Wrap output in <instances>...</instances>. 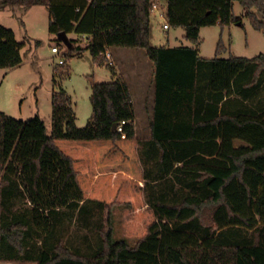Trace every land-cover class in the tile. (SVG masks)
<instances>
[{"label":"trees","instance_id":"trees-1","mask_svg":"<svg viewBox=\"0 0 264 264\" xmlns=\"http://www.w3.org/2000/svg\"><path fill=\"white\" fill-rule=\"evenodd\" d=\"M236 2L264 33V0H166L167 21L198 45L203 27L238 21ZM152 3L0 0L45 6L49 32L60 40L61 32L87 37L95 63L105 64L111 47L146 50L155 84L147 140L137 137L132 92L120 77L91 83L83 128L64 89L52 95L51 131L39 115L23 121L0 112V260L264 264V53L221 58L223 40L212 59L196 47L154 46ZM23 47L0 24V68L20 66ZM20 201L25 208H16ZM118 205L134 245L114 238ZM70 214L93 229L95 247L64 241Z\"/></svg>","mask_w":264,"mask_h":264},{"label":"rangeland","instance_id":"rangeland-1","mask_svg":"<svg viewBox=\"0 0 264 264\" xmlns=\"http://www.w3.org/2000/svg\"><path fill=\"white\" fill-rule=\"evenodd\" d=\"M166 4V0H160ZM234 15L238 21L224 27L220 25L203 27L198 45H193L184 38L182 27L163 29L164 21L153 17L152 45L191 46L199 50L202 58L212 59L217 55V47L223 40L226 51L219 57L228 58L231 55L254 58L264 53V33L256 30L251 20L246 16L244 7L236 2ZM50 16L45 6H0V24L12 29L18 41L23 42V62L14 68H0V112L17 119L27 121L40 116L51 131L52 95L54 91L64 89L71 96L76 113V125L83 128L87 125L91 114V83L113 82L116 77L107 64L95 63L87 50L89 39L76 33L68 34L72 44L60 40L49 32ZM37 42L40 45L37 46ZM58 46L59 54L52 52V47ZM121 65L127 73L141 80L133 85L136 99V114L139 116L137 137L147 140L151 136L149 106L144 111V103H152L153 63L144 49H132ZM130 59L133 62H130ZM64 63L61 64L60 61ZM118 75V74H117ZM143 80V81H142ZM149 103V102H148ZM147 103V104H148ZM242 144L237 142V145ZM25 202H18L16 208H25ZM124 205L114 209V238L128 239L134 245L136 238H127L123 226ZM62 227V226H61ZM62 237L72 247L89 250V244L96 246V234L93 229L83 226L77 219V214H70L63 222ZM0 264H37L35 262L12 261Z\"/></svg>","mask_w":264,"mask_h":264},{"label":"crops","instance_id":"crops-1","mask_svg":"<svg viewBox=\"0 0 264 264\" xmlns=\"http://www.w3.org/2000/svg\"><path fill=\"white\" fill-rule=\"evenodd\" d=\"M159 46L176 47V46H172L170 41H168L166 43V45H159ZM179 47H182V46H179ZM109 51L111 52V54L113 56L114 65H115V67L117 69L116 70V74H118V75H117L116 79L120 77V78H123V79H125L127 81V83L130 86L131 92H132L134 105H136V102H135L136 99H135V96H134V89H133L134 87H133V85H135V82H137L136 80L140 81L141 79L139 77L131 75V73H127L124 69L122 70V66H121L125 62V59H126L127 55L128 56H132V52H131L132 48L111 47V48H109ZM131 60H133V59H130V62H132ZM131 65L134 66L133 62L131 63ZM153 70H154V66H153ZM154 92H155V84H154V77H153V85H152V94H153L152 95V99L153 100H152V103L150 102V100H146L145 103H144V111H147L146 108L149 106L147 112H150V114H151L150 123H151L152 118H153ZM135 111H136V106H135ZM138 120H139V116L136 114V128L138 126ZM4 262H12V261H4Z\"/></svg>","mask_w":264,"mask_h":264},{"label":"built area","instance_id":"built-area-1","mask_svg":"<svg viewBox=\"0 0 264 264\" xmlns=\"http://www.w3.org/2000/svg\"><path fill=\"white\" fill-rule=\"evenodd\" d=\"M156 17L159 18L160 20L164 21L163 24V29L168 31L170 29V25L167 21V8H166V4H163L160 0H153L152 3V8H151V18ZM52 52L55 54H59L60 53V49L58 46H54L52 47ZM103 57L105 58V60L107 61L108 65L111 66H115L114 65V61H113V56L111 54V52L109 51V49H107L104 53H103ZM61 64L64 63L63 60L60 61ZM125 122H123L124 124ZM118 130L121 132L122 131V124H120L118 126Z\"/></svg>","mask_w":264,"mask_h":264},{"label":"water","instance_id":"water-1","mask_svg":"<svg viewBox=\"0 0 264 264\" xmlns=\"http://www.w3.org/2000/svg\"><path fill=\"white\" fill-rule=\"evenodd\" d=\"M59 36H60V38H61L62 40H64L66 43H68V37L66 36L65 32H61ZM118 126H119V123H115V124L113 125V130L117 129Z\"/></svg>","mask_w":264,"mask_h":264}]
</instances>
